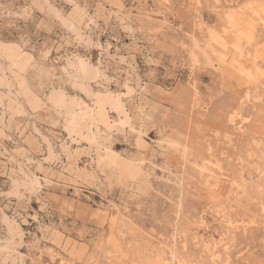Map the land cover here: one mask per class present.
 Segmentation results:
<instances>
[{"label":"rangeland","instance_id":"obj_1","mask_svg":"<svg viewBox=\"0 0 264 264\" xmlns=\"http://www.w3.org/2000/svg\"><path fill=\"white\" fill-rule=\"evenodd\" d=\"M259 1L0 0V264H264Z\"/></svg>","mask_w":264,"mask_h":264},{"label":"bare ground","instance_id":"obj_2","mask_svg":"<svg viewBox=\"0 0 264 264\" xmlns=\"http://www.w3.org/2000/svg\"><path fill=\"white\" fill-rule=\"evenodd\" d=\"M201 1V0H200ZM264 2V0H261V2L259 1V3H258V5L259 4H261V3H263ZM199 2V1H198ZM193 3H195V2H193ZM196 3H197V1H196ZM195 3V4H196ZM195 4H194V6H195ZM198 4V3H197ZM193 6V7H194ZM260 6V9L262 10V12L264 13V3L263 4H261V5H259ZM257 7V6H256ZM257 9V8H256ZM254 10V9H253ZM239 12V11H238ZM250 12V11H249ZM232 14H234V13H232ZM241 14V13H240ZM78 15V14H77ZM228 16V15H227ZM260 17V16H259ZM228 18V23H229V26H230V24H233V22H234V16L232 17H230V15H229V17H227ZM251 19H252V17H251ZM264 21V20H263ZM240 23V22H239ZM251 24V23H250ZM263 24V23H262ZM254 25V24H253ZM233 28H235V26H232ZM239 27H236L235 29H238ZM67 29V28H66ZM248 29V28H247ZM74 31V30H73ZM207 31V30H206ZM236 31V30H235ZM238 31V30H237ZM75 32V31H74ZM209 32H210V30H209ZM208 32V33H209ZM213 32V31H212ZM254 32H256V29H255V31H253V33L251 34V36L253 37V38H255L254 37V34H256V33H254ZM228 33H230V32H228ZM227 33V34H228ZM232 33V32H231ZM235 33V32H234ZM240 34V33H239ZM75 35V34H74ZM238 35V34H237ZM211 38L210 39H212L218 46H220L222 49H223V47H225L224 46V44H223V42L222 41H220V36H218V38H217V36L216 35H212V36H210ZM236 36L234 35V38H235ZM252 37H248V36H246L245 38L244 37H242V38H244V39H247L246 41L244 40V39H240V35L239 36H237L236 37V39H235V42L236 43H234V45H235V49H237L236 51H237V53L240 51L241 52V47H242V45L241 44H239V40H240V42H241V40H243V41H245V42H247V41H250L251 40V38ZM259 37V36H258ZM222 39H223V37H221ZM253 38H252V40H253ZM257 38V37H256ZM232 41H233V39H232ZM259 42V41H258ZM261 42V41H260ZM196 43V42H195ZM194 43V44H195ZM201 43V42H200ZM244 43V42H243ZM252 43V42H251ZM209 44V43H208ZM253 44V43H252ZM255 44V43H254ZM260 45H262V47H263V43L261 44V43H259ZM184 45V44H183ZM196 45L198 46V44L196 43ZM211 44H209V46H210ZM251 45V44H250ZM256 45H258V43H256ZM260 45H258V46H260ZM206 46H207V44H206ZM255 46V45H254ZM195 47V46H194ZM213 47V46H212ZM261 47V46H260ZM196 48V47H195ZM198 48H200V47H198ZM214 48V47H213ZM233 49H234V47H233ZM252 49H255V48H253V45H252ZM252 49H251V51H252ZM192 50L194 51L195 49L194 48H192ZM198 50V49H197ZM196 50V51H197ZM201 51H202V47H201V49H200ZM258 50V49H257ZM260 50V49H259ZM262 50H264V49H262ZM203 51H205V48H204V50ZM202 51V52H203ZM212 52H217L218 53V51H216L215 49H212L211 50ZM234 51V50H233ZM202 52H200V55H201V53ZM223 52V51H222ZM254 52H256V50H254ZM253 52V53H254ZM211 53V52H210ZM220 53V54H219ZM218 54V60L219 61H221V62H223V63H225V60H224V57L222 56V54L223 53H221V52H219ZM252 53V54H253ZM257 53V52H256ZM258 53H260V51H258ZM257 53V54H258ZM193 54H196V53H193ZM213 53H211V54H209V55H212ZM263 54V52H261V55ZM226 55V54H225ZM240 55V54H239ZM247 55V54H246ZM254 55V54H253ZM261 55L259 56V58L261 57ZM264 55V54H263ZM263 55H262V57H263ZM191 56V55H190ZM214 56H215V54H214ZM250 56V55H249ZM255 56V55H254ZM254 56L252 57V58H254ZM206 57V56H205ZM210 56H208V58H209ZM191 58V57H190ZM232 59V58H231ZM198 59L196 58H194V62L195 61H197ZM208 60V59H207ZM209 61L210 62H212L210 59H209ZM208 61V62H209ZM231 61V60H230ZM252 61V60H251ZM207 62V63H208ZM235 62V60L233 61V63ZM242 62V61H241ZM253 62V61H252ZM216 63H218V62H216ZM213 64V63H212ZM243 64H244V62H243ZM68 65V64H67ZM194 65H196V64H194ZM204 65V64H203ZM211 65V64H210ZM251 65V64H250ZM193 66V65H192ZM225 67V66H224ZM223 67V68H224ZM234 66L232 65V68H233ZM227 68H228V66H227ZM77 69H80L81 70V72H82V74H81V76H82V79H84V80H89V79H91L93 76H94V74H95V71L93 70V69H91V68H87V67H85V65L84 64H82V63H79L78 64V66H77ZM237 69V68H236ZM260 70H262L263 71V68H259ZM220 70V69H219ZM238 70V69H237ZM225 71V70H224ZM229 71V70H228ZM231 71V70H230ZM239 71V70H238ZM247 71V70H246ZM251 72V71H250ZM258 72V71H257ZM225 73V72H224ZM243 73V72H242ZM264 73V72H263ZM235 74H239V72L238 73H235ZM248 74H252V73H248ZM240 75H241V71H240ZM230 76H231V74H230ZM238 76V75H237ZM243 77V76H242ZM251 77H253V76H251ZM248 78H249V76H248ZM247 78V80H249ZM255 78H257V77H255ZM233 79V78H232ZM252 79V78H251ZM239 80V79H238ZM253 80V79H252ZM255 80V79H254ZM1 81V80H0ZM245 83H247V85H248V83H249V81L248 82H245ZM243 84H244V82H243ZM250 84V83H249ZM255 84V83H254ZM82 89V88H81ZM246 94V93H245ZM247 95H249V94H247ZM247 95H245L246 97H247ZM47 101L48 102H50L51 103V105H52V107H54V108H56L57 110H58V113L59 114H61V117L63 118V120H64V122H65V126H64V129H65V131H66V133H67V135L68 136H72L73 134H75V135H79V133H80V131H81V127H80V120L82 119V120H84L86 117H85V113H86V111L83 109V107H81V105H79V104H77V103H75V102H67L66 100H65V98H64V96H63V94L62 93H60V92H57V93H55L54 95H50L48 98H47ZM198 102V101H197ZM54 108H53V110H54ZM85 108V107H84ZM77 109H79L78 111H77ZM56 111V110H55ZM54 111V112H55ZM235 113V112H234ZM102 115V114H101ZM231 115V114H230ZM191 125V124H190ZM203 131V130H202ZM202 136V135H201ZM193 143V142H192ZM211 150V149H210ZM24 183V182H23ZM12 187H13V185H12ZM24 187V186H23ZM12 190V189H11ZM12 192V191H11ZM10 228V227H9ZM15 228V227H14ZM10 234V233H9ZM11 236V235H10ZM22 236V235H21ZM20 236V237H21ZM13 238V237H12ZM19 240V239H18ZM9 241V240H8ZM12 241V240H11ZM13 242V241H12ZM18 247V246H17ZM48 252H49V250H48ZM214 259V258H213ZM212 260V259H211ZM5 262V261H4ZM228 262V261H227ZM14 263V262H13Z\"/></svg>","mask_w":264,"mask_h":264}]
</instances>
